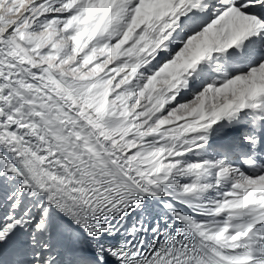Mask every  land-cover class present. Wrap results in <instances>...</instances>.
<instances>
[{"label": "snow or ice", "instance_id": "snow-or-ice-1", "mask_svg": "<svg viewBox=\"0 0 264 264\" xmlns=\"http://www.w3.org/2000/svg\"><path fill=\"white\" fill-rule=\"evenodd\" d=\"M0 264H264V0H0Z\"/></svg>", "mask_w": 264, "mask_h": 264}]
</instances>
